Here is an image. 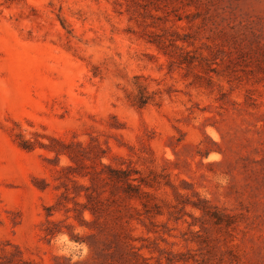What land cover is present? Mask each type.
<instances>
[{
    "label": "rangeland",
    "instance_id": "rangeland-1",
    "mask_svg": "<svg viewBox=\"0 0 264 264\" xmlns=\"http://www.w3.org/2000/svg\"><path fill=\"white\" fill-rule=\"evenodd\" d=\"M136 78L155 94L143 107ZM62 144L98 145L83 163L150 182L158 211L126 201L138 262L76 216L89 179L72 178L80 162ZM11 251L26 264H264V0H0V257Z\"/></svg>",
    "mask_w": 264,
    "mask_h": 264
},
{
    "label": "trees",
    "instance_id": "trees-1",
    "mask_svg": "<svg viewBox=\"0 0 264 264\" xmlns=\"http://www.w3.org/2000/svg\"><path fill=\"white\" fill-rule=\"evenodd\" d=\"M153 42L157 43L160 48H165L162 40L157 39L153 40ZM136 79L137 92L132 96L131 100L134 105L143 107L150 101L154 100L155 94L149 93L144 85L138 84V78ZM24 145L25 147H30L27 141L24 142ZM64 147L65 148L54 147L53 149L57 154L65 153L74 162H80V164L74 170L69 169V173L72 171V178L78 176L83 178L88 177L89 179V185L84 187V197L86 198V202H74V211L76 212V216H80L82 222H84L85 224H89V222L85 221L82 216L84 211L88 210L93 217L91 221L92 224H94L95 227H98L97 233H92L90 236L94 238L95 236H97L96 234L105 236L111 234L115 236L120 244L124 246L126 252L131 253L136 259V262H138L139 253L136 252L135 246L131 243V237L128 233L129 219L127 214H125V210H127L131 206L126 203V201H139L146 212L157 210L158 205L153 201L152 195L148 191L143 189V186H150V182L146 180L145 177H134L133 173L136 172H133V169L131 168H115L109 164H104L101 161L98 164L93 163L92 165L83 163L82 160L85 157H88L86 155V152L88 150H90V152H93L92 158L94 160L99 157V150L101 151V149L98 145H93L90 149H87L80 144L78 145L77 149L72 148L71 144L64 145ZM72 178L70 179L71 181L75 180ZM112 187L122 188L123 194L117 195ZM63 195L64 194H62V196ZM76 195H80V192H76ZM62 205L63 201L62 199H60L56 203V205L48 206V215H52L54 209L58 206L62 207ZM49 223L53 224L54 222L49 221ZM47 234H54L53 229L50 227L47 228ZM71 235L72 238L77 242L85 241L76 235ZM87 243L91 249H94L95 244H92L90 242ZM131 259H133V257H131ZM0 264H26V262L21 258L20 255L18 256L16 252L11 251L9 253H5V255L0 257ZM71 264L85 263L74 262Z\"/></svg>",
    "mask_w": 264,
    "mask_h": 264
}]
</instances>
